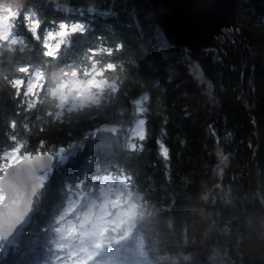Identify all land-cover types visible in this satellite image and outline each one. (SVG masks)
<instances>
[{"label": "trees", "instance_id": "trees-1", "mask_svg": "<svg viewBox=\"0 0 264 264\" xmlns=\"http://www.w3.org/2000/svg\"><path fill=\"white\" fill-rule=\"evenodd\" d=\"M236 2L239 28L219 41L258 125L254 208L264 235V0ZM0 13L11 19L0 36V176L11 154L66 148V160L42 174L29 227L1 239L0 264H51L60 233L75 229L79 241L93 227L96 262L264 264L249 122L219 50L198 56L171 45L133 0H0ZM94 64L106 77L96 103L70 111L48 102L46 90L61 81H99ZM107 122L118 134L100 129ZM134 202L143 219L113 231L105 221Z\"/></svg>", "mask_w": 264, "mask_h": 264}, {"label": "water", "instance_id": "water-1", "mask_svg": "<svg viewBox=\"0 0 264 264\" xmlns=\"http://www.w3.org/2000/svg\"><path fill=\"white\" fill-rule=\"evenodd\" d=\"M148 8L158 25L173 46L187 47L201 56L207 50L217 49L223 55L230 70L232 98L249 121L252 153L249 159L251 211L254 223L264 244L260 220L254 208L255 184L252 163L258 150L253 136L251 116L244 103L236 96L232 81V62L228 50H224L219 39L226 30L239 28L236 0H133ZM257 125V121L255 122ZM101 130L117 134L118 126L111 123L101 125ZM66 149L59 148L64 154ZM56 156L52 152H27L18 162L8 166L0 177V237L15 240L24 234L30 224L34 201L41 190L40 174L54 166Z\"/></svg>", "mask_w": 264, "mask_h": 264}, {"label": "clouds", "instance_id": "clouds-1", "mask_svg": "<svg viewBox=\"0 0 264 264\" xmlns=\"http://www.w3.org/2000/svg\"><path fill=\"white\" fill-rule=\"evenodd\" d=\"M49 38H51V34H49ZM110 51V50H109ZM115 67V65H113ZM93 70L96 75L99 76V81L94 76L88 84H82L76 81L68 82L61 81L55 86H49L46 90V96L48 98V102L50 104H54L57 109L64 108L65 106L68 110H74L78 107L85 106L89 101L92 103H96L98 100V93L103 91L106 85L104 84V80L106 77L102 75V70L96 68L95 64L93 65ZM73 77L75 73L72 74ZM31 90V86H30ZM60 112L57 111L56 116H59ZM103 195V191H102ZM69 197V205H73L74 203ZM91 207V205L89 206ZM141 209L139 203H132L130 207L124 211H118L112 220L105 221L107 225L113 226V231L120 229L122 226L134 227L136 222L139 219H143L144 213ZM70 210V209H69ZM165 256L168 254L165 253ZM185 259H188V254H181ZM178 257H172L173 264H178Z\"/></svg>", "mask_w": 264, "mask_h": 264}, {"label": "rangeland", "instance_id": "rangeland-1", "mask_svg": "<svg viewBox=\"0 0 264 264\" xmlns=\"http://www.w3.org/2000/svg\"><path fill=\"white\" fill-rule=\"evenodd\" d=\"M10 22L8 16L0 13V36L7 35L10 29ZM66 154V153H65ZM65 154L58 155L61 161L66 160ZM10 163L14 164L19 161L22 157H15V155H10ZM118 192L114 197V200L117 198ZM4 194L0 192V202L2 201ZM70 227V226H69ZM76 230L74 229L72 232H63L60 233L58 238L55 241V246L59 252L58 256L54 255L51 264H75V263H84V264H111L109 260L96 262L94 261V257L96 256L95 247L98 242L97 231L93 227L84 234L82 231L79 232L80 240L76 241L73 237L75 235ZM71 234L73 237H71ZM4 242L0 238V252H5ZM9 246V244H8ZM140 264H149V262H142Z\"/></svg>", "mask_w": 264, "mask_h": 264}, {"label": "bare ground", "instance_id": "bare-ground-1", "mask_svg": "<svg viewBox=\"0 0 264 264\" xmlns=\"http://www.w3.org/2000/svg\"><path fill=\"white\" fill-rule=\"evenodd\" d=\"M234 88H235V87H234ZM238 98L240 99V97H238ZM250 116H251V114H250ZM251 121H252V126H253V136H254L255 143H256V138H255V135H254V124H255L256 121H253V120H252V116H251ZM248 122H249V121H248ZM255 126H256V125H255ZM256 128H257V126H256ZM257 135H258V133H257ZM250 141H251V140H250ZM251 146H252V142H251ZM256 146H259V145L256 144ZM258 148H259V147H258ZM255 153H256V152H254V157H255ZM250 192H251V190H250ZM225 230H226V228H225Z\"/></svg>", "mask_w": 264, "mask_h": 264}]
</instances>
